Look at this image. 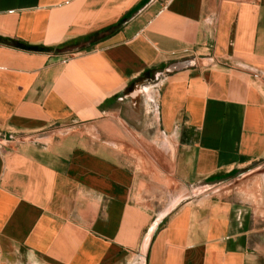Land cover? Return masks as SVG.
Listing matches in <instances>:
<instances>
[{
    "label": "crops",
    "instance_id": "0c3cea01",
    "mask_svg": "<svg viewBox=\"0 0 264 264\" xmlns=\"http://www.w3.org/2000/svg\"><path fill=\"white\" fill-rule=\"evenodd\" d=\"M260 162L264 0H0V264H264V215L193 193Z\"/></svg>",
    "mask_w": 264,
    "mask_h": 264
},
{
    "label": "rangeland",
    "instance_id": "374dc122",
    "mask_svg": "<svg viewBox=\"0 0 264 264\" xmlns=\"http://www.w3.org/2000/svg\"><path fill=\"white\" fill-rule=\"evenodd\" d=\"M145 86L143 82H141L136 89H140L141 87ZM137 102V112H134L133 115L136 116L137 119L140 118V108H144L145 114L143 120H156V113L152 107L146 105V98L142 95L136 99ZM147 112V113H146ZM143 116V115H142ZM151 132V131H150ZM146 148V147H145ZM149 157V156H148ZM147 157V158H148ZM146 155L144 157L145 161L144 164L147 170H150L151 173H159V167L155 165V162H151L150 160L147 161ZM149 159V158H148ZM250 172L245 174L242 178H239L235 181L229 182L223 188H219V186L215 187L214 184H199L198 186L193 188V193L195 197L200 194L216 196L221 195L223 192L225 194H231L232 198L238 200L239 202H243L247 206H250L253 210H255L257 216L264 215V162H260L256 164L253 168H251ZM207 185H212L210 188ZM214 185V186H213ZM160 186V185H159ZM165 185H161V188ZM166 187V186H165ZM227 192V193H226ZM193 196V195H192ZM194 198V197H193ZM195 199V198H194ZM164 201L161 202L163 205ZM169 208L155 210L156 219H162L166 214L170 213ZM143 261L137 259V261L133 264H144Z\"/></svg>",
    "mask_w": 264,
    "mask_h": 264
},
{
    "label": "trees",
    "instance_id": "16d2710c",
    "mask_svg": "<svg viewBox=\"0 0 264 264\" xmlns=\"http://www.w3.org/2000/svg\"><path fill=\"white\" fill-rule=\"evenodd\" d=\"M137 9H138V7H137ZM130 14H132V11L129 12V15H130ZM127 15H128V14H127ZM100 33H102V32H100ZM100 33H99V34H100ZM2 41L6 42V40H2ZM7 42H8V41H7ZM65 47H66V45H63V46L58 47V48H56V49H46V50H44V48H40V49H41V50L43 49L44 51H49V52H55V53H57V52L61 51L62 49H64ZM232 173H233V172H231L230 174H227V175H221V176L211 177V178L207 179L206 182H207V183H212V182H217V181H220V180L226 179V178L232 176Z\"/></svg>",
    "mask_w": 264,
    "mask_h": 264
},
{
    "label": "bare ground",
    "instance_id": "6f19581e",
    "mask_svg": "<svg viewBox=\"0 0 264 264\" xmlns=\"http://www.w3.org/2000/svg\"><path fill=\"white\" fill-rule=\"evenodd\" d=\"M144 252H145V250H144ZM142 261H143V259H142Z\"/></svg>",
    "mask_w": 264,
    "mask_h": 264
}]
</instances>
